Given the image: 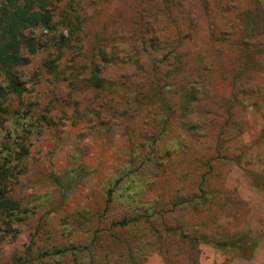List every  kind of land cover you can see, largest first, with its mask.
<instances>
[{
  "label": "rangeland",
  "instance_id": "1",
  "mask_svg": "<svg viewBox=\"0 0 264 264\" xmlns=\"http://www.w3.org/2000/svg\"><path fill=\"white\" fill-rule=\"evenodd\" d=\"M44 5L0 113V264H264V0Z\"/></svg>",
  "mask_w": 264,
  "mask_h": 264
},
{
  "label": "trees",
  "instance_id": "2",
  "mask_svg": "<svg viewBox=\"0 0 264 264\" xmlns=\"http://www.w3.org/2000/svg\"><path fill=\"white\" fill-rule=\"evenodd\" d=\"M50 19L44 0H7L5 4L0 5V71L5 79V85H0V113L6 109L3 103L8 94L18 97L24 90L16 68L27 62L23 50L27 48L32 53L37 44L34 38L28 37L24 31L37 25L47 26ZM92 81L94 86H102V79L96 74L92 75ZM5 173V168L0 166V224L5 216L11 217L15 205L6 194ZM213 244L221 248L232 245L228 240L216 241ZM254 245L255 242L251 247ZM247 251L244 256H249L253 248H248Z\"/></svg>",
  "mask_w": 264,
  "mask_h": 264
}]
</instances>
